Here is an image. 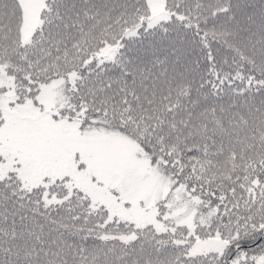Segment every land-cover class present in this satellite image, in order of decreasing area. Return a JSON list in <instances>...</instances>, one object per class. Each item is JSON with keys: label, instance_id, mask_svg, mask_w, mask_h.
<instances>
[{"label": "snow or ice", "instance_id": "1", "mask_svg": "<svg viewBox=\"0 0 264 264\" xmlns=\"http://www.w3.org/2000/svg\"><path fill=\"white\" fill-rule=\"evenodd\" d=\"M0 264H264V0H0Z\"/></svg>", "mask_w": 264, "mask_h": 264}]
</instances>
